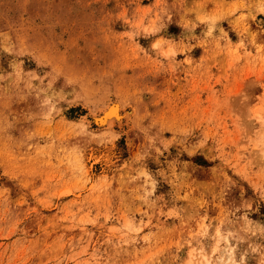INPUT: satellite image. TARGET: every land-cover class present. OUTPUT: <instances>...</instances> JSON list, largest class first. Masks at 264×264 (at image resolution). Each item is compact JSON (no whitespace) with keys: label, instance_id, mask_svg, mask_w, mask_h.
Listing matches in <instances>:
<instances>
[{"label":"rangeland","instance_id":"rangeland-1","mask_svg":"<svg viewBox=\"0 0 264 264\" xmlns=\"http://www.w3.org/2000/svg\"><path fill=\"white\" fill-rule=\"evenodd\" d=\"M0 264H264V0H0Z\"/></svg>","mask_w":264,"mask_h":264},{"label":"bare ground","instance_id":"bare-ground-1","mask_svg":"<svg viewBox=\"0 0 264 264\" xmlns=\"http://www.w3.org/2000/svg\"><path fill=\"white\" fill-rule=\"evenodd\" d=\"M111 106H112V105H111ZM114 106H115V107H113V108L110 109L109 113H110L111 115H114V116L117 118L116 115H118L119 107H118V105H114ZM106 110H107V109H106ZM131 112H132V111H131ZM131 112H130V113H131ZM125 115H126V114H125ZM120 116H121V115H120ZM103 117H104V116H103ZM110 117H112V116H110ZM110 117H109V120H108V118H105V117H104L105 120H103V121L101 120V121H100V123L102 124V126H104V125H105V126H108V125L110 126L111 124H113V120H111ZM104 118H103V119H104ZM112 118H113V117H112ZM126 118H127V117H126ZM96 119H97V117H96ZM99 119H100V118H99Z\"/></svg>","mask_w":264,"mask_h":264}]
</instances>
